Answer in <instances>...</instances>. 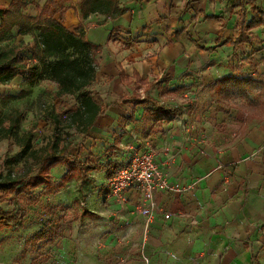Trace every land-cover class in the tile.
<instances>
[{
  "label": "crops",
  "instance_id": "0c3cea01",
  "mask_svg": "<svg viewBox=\"0 0 264 264\" xmlns=\"http://www.w3.org/2000/svg\"><path fill=\"white\" fill-rule=\"evenodd\" d=\"M46 1L36 0L25 13L36 15L37 6ZM187 1L121 0L128 10L105 23H101L105 15L99 12L82 20L75 9H79L78 0L69 1L73 7L64 25L74 30L82 22L87 40L106 48L95 79L108 81L109 92L90 136L105 131L102 137L109 139L122 122L124 133L116 136L133 139L130 147H154L169 180L187 187L182 193L156 192V200L170 217L159 214L146 227L139 212L142 190L128 187L120 202L109 185L105 192H110L111 208L119 220H114L113 228L121 230L126 240L121 249L126 258L135 255V264H264V119L251 117L249 109L240 107L236 100L242 97H221L216 82L239 74L209 64L218 54L215 45L224 44L228 54L233 52L231 42L224 41L234 40L239 17L234 14L223 28L221 21L204 20L201 12L220 14L227 0H192L190 11L198 15L192 20L190 11L183 12ZM254 1L264 6V0ZM10 2L0 0L4 5ZM183 22L190 24L185 31ZM175 31H182L179 38ZM23 36L26 42L32 41L31 35ZM121 71L126 77H121ZM135 72L144 81L137 87ZM23 77L18 75L11 83H20ZM123 96H150L181 114L149 112L118 101ZM244 112L248 114L243 116ZM132 114L134 119L129 120ZM117 142L119 147L124 144ZM110 151L107 158L113 167L131 153L126 148L121 154L117 148ZM101 169L109 174L114 170Z\"/></svg>",
  "mask_w": 264,
  "mask_h": 264
},
{
  "label": "rangeland",
  "instance_id": "374dc122",
  "mask_svg": "<svg viewBox=\"0 0 264 264\" xmlns=\"http://www.w3.org/2000/svg\"><path fill=\"white\" fill-rule=\"evenodd\" d=\"M193 11L192 9L189 14L192 15ZM189 20L190 18H186V21ZM182 25L185 30L190 26L186 22ZM253 38L255 41L252 47L256 52L251 54L252 48L242 44L231 55V60L243 65V70L238 74L249 75L260 84L250 90L248 99L238 98L236 103L243 109H249L251 117L264 119V28L256 29ZM22 40L23 34L15 29L7 39L0 42L21 45ZM110 44L109 41L107 47ZM223 45L214 46L213 50L217 49L218 54L209 64L227 65L229 54ZM116 48L123 49V46L117 45ZM105 49L102 47L94 51L99 62L101 58L102 61L105 58ZM24 57L29 62L28 55L24 54ZM24 80L25 76L20 83L14 81L9 85L0 84L4 111L8 112L12 108L22 111L18 135L0 136V175L4 179H0V183H7L5 180L10 175H34L46 155L56 154L59 158L58 164L51 169L54 185L45 190L37 188L30 199H24V205L28 209L27 216L15 226L0 229V264H135V255H127L126 258L121 249V244L126 243L121 230L113 228L114 220H118V217L111 208L108 196L110 192H105L109 190V173L103 172V169L93 171L83 181L76 175H64L76 155L82 161H105L112 154L110 149L117 148L121 154V150L125 148L133 153L139 147H130L134 143L133 139L122 140L116 136L124 133L120 129L122 122L116 126L117 131L113 129L114 134L110 133V140L102 137L107 135L104 131L96 132V135L88 136L83 141L78 121L66 113L75 111L79 106V95H60L57 84L48 71L30 86L31 92L28 94L21 91ZM107 83L106 80L103 83L95 79L89 90L91 93L99 92L104 99L109 92ZM198 83L204 84V81ZM119 140L124 142L120 147L117 142ZM117 158L119 159L118 155ZM118 165L116 162L115 173ZM7 188L5 184H0V206L15 208L17 203L14 192ZM5 191H9L7 197L2 196ZM43 229L47 230V237L37 240L36 235Z\"/></svg>",
  "mask_w": 264,
  "mask_h": 264
},
{
  "label": "trees",
  "instance_id": "16d2710c",
  "mask_svg": "<svg viewBox=\"0 0 264 264\" xmlns=\"http://www.w3.org/2000/svg\"><path fill=\"white\" fill-rule=\"evenodd\" d=\"M70 0H47L43 5L37 6V14L32 16L25 13V9L30 4H35L36 0H11L8 5L0 4V41L7 39L8 35L15 29L23 35H31L32 41H21V45L7 44L0 42V84L9 85L18 75L24 74L25 80L21 84L23 94L31 92V87L45 72L51 73L60 95H79V106L75 111H67L77 121L78 127L83 132V141L90 136V131L97 118L104 111V99L99 92L91 93L89 86L95 81L99 61L94 55V51L102 48L95 45L86 38L83 23L70 30L64 25L67 11L73 6ZM192 0H188L183 8V12L190 11ZM76 12L82 20L93 13H102L105 23L108 19H117L128 7L121 0H78ZM203 14L204 20L221 21V26L226 28L228 22L234 14L238 15L236 23V36L234 40L226 39L224 43L231 42L233 52L228 55L227 68L232 72H239L243 69L241 63L231 60V55L238 50L240 45H253L254 30L264 28V6L259 5L254 0H227L224 10L220 14ZM192 20H197L198 15H192ZM185 29H183L184 31ZM179 38L182 31L174 32ZM112 37V33L110 35ZM170 42V40L168 41ZM195 44L202 48L198 42ZM128 45V42H127ZM27 51V52H25ZM256 52L252 47L251 54ZM24 54L28 55L29 63L25 60ZM121 77H126L123 71ZM135 86L138 82H144L137 72ZM259 81L244 74L229 75L216 82L218 94L223 98L242 97L249 98L250 90L255 88ZM3 96H0V136H17L22 111L19 108H12L5 112L3 109ZM118 101L133 103L134 106H143L146 111L157 113L181 114L178 108L163 107L158 101L150 96L143 99L137 96H123ZM116 103V102H115ZM251 104H254L252 102ZM134 119L132 114L129 120ZM55 144V143H54ZM58 156L49 154L42 158L34 175L16 176L11 175L6 178L5 184L8 190L14 192V200L17 203L15 208L6 209L0 206V229L17 225L27 216L28 209L24 205V199H30L35 190L42 187L45 190L48 186H53L51 169L58 164ZM112 161L87 160L82 161L78 155L73 157V162L69 163L64 176H77L81 181L86 180L92 171L100 170L102 167L114 168ZM118 169V168H117ZM115 175V168L109 174L112 178ZM3 177L0 175V179ZM4 180V179H2ZM9 191H5L2 196L7 197ZM48 235L47 230H41L37 235V240H42Z\"/></svg>",
  "mask_w": 264,
  "mask_h": 264
},
{
  "label": "built area",
  "instance_id": "2783aa9c",
  "mask_svg": "<svg viewBox=\"0 0 264 264\" xmlns=\"http://www.w3.org/2000/svg\"><path fill=\"white\" fill-rule=\"evenodd\" d=\"M231 104L235 111L241 112L237 104L233 102ZM245 114L248 113L244 112L243 116ZM118 164V170L109 181L113 193L120 199V202L125 200L124 192L128 187L137 186L143 192L139 212L145 218L146 227L159 214H164L166 218H169L170 213H164V210L156 200V192L173 191L182 193L187 190V187L179 182L173 183L169 180L167 173L163 170L157 158V150L152 146L140 148L130 153L128 157L119 159Z\"/></svg>",
  "mask_w": 264,
  "mask_h": 264
}]
</instances>
